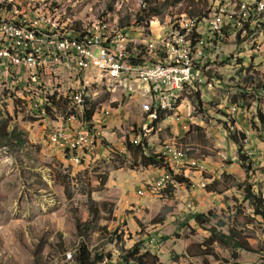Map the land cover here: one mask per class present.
<instances>
[{"label":"rangeland","instance_id":"rangeland-1","mask_svg":"<svg viewBox=\"0 0 264 264\" xmlns=\"http://www.w3.org/2000/svg\"><path fill=\"white\" fill-rule=\"evenodd\" d=\"M162 1L64 0L67 6L64 15L75 18L70 31L86 32L94 23L105 20L111 25V32H120L121 20L132 24L142 7L148 11ZM14 3L31 10L53 0H14ZM213 8L214 1L182 0L160 10L158 17H146L141 26L125 30L129 45L125 42L123 45L132 57L136 56L135 61L149 60L153 53L144 54L149 53L145 47L148 39L156 37L157 32H168L175 24L181 25L183 20H197L194 24L209 20L215 14ZM188 9L194 11L186 13ZM258 25H252L253 34L240 46L242 65L248 61V53L259 55L258 40L264 38V23L260 21ZM190 40L194 43L195 35ZM221 41L220 48L214 51L212 40L208 39V48L205 44V49L196 56L212 66H220L222 60L225 69H216V76L196 71L201 74V83L196 80L197 84L178 91L177 110L173 107L167 113L163 111L165 115L154 129L151 125L155 112L154 115L149 112L156 111L159 101L153 100L155 95L148 85L127 81L140 79L122 77L114 81L99 72L102 80L95 76L97 73L88 75L87 87L82 78L87 95L85 104L94 105L99 113L91 124V129L98 133L93 149L90 145L67 151L51 143L48 136L55 126L53 114L42 118L32 103L39 111L55 109L56 101L49 104L50 96L43 99V89H49L48 85L27 82L15 87L8 84L10 78L0 76V129L4 130L0 131V264H70L71 253L78 244L76 223L87 219L90 201L99 209L98 221L87 238L92 252L115 254L117 245L109 241L107 233L117 228L124 234L126 247L141 241L143 249L162 264H264V224L260 218L253 220L250 210L234 213L247 205L242 202L246 184H251L254 192H260L264 198V126L257 118L259 113L264 118V95L257 97L256 92L244 93L230 86L231 79L239 82L245 76L231 54L239 52V43ZM136 47L140 54L132 53L131 48ZM94 55L98 56V51ZM248 64L247 67L253 63ZM257 73L253 75H264L263 70ZM112 82L114 88L110 87ZM205 85L211 88L210 92H203ZM195 93H199L198 101L202 104L193 98ZM239 106L244 107L246 114L235 121L227 110ZM65 113L66 109L60 107L63 121L71 115ZM80 120L81 117L77 122ZM182 124L189 125V130H183ZM245 130L250 142L246 145L243 140L242 147L252 169L248 176L238 162L240 140L235 143L229 139V133L241 136ZM4 133L7 137L2 136ZM125 142L147 145L156 153H161L165 144L179 150L195 162L187 173L185 163L174 170L187 183L177 185L170 175L169 185L173 189L150 188L145 180L154 175L148 171L153 168H132ZM142 187L147 192L139 198L136 190ZM194 213H211L215 219L199 227L190 217ZM218 221L224 225L220 226ZM231 225H236L242 236L248 238L255 253L239 252L236 261L222 263L207 255L204 241L210 236V228L227 233ZM211 250L219 259H230V250L217 243Z\"/></svg>","mask_w":264,"mask_h":264},{"label":"built area","instance_id":"built-area-1","mask_svg":"<svg viewBox=\"0 0 264 264\" xmlns=\"http://www.w3.org/2000/svg\"><path fill=\"white\" fill-rule=\"evenodd\" d=\"M214 1L213 12L218 13V20H205L200 24H190L186 22L183 25V33L175 34V29H170V32H157L156 37L148 39L145 45L149 51L155 47H165L166 34H174L175 42L184 41V36L195 35V42L190 44V50L183 55H194L193 45L196 41L207 43L206 26H215L219 31V40L238 41L239 52L231 53L234 55V60H238L241 64L240 46L248 37L252 25H258V22L263 20L258 0H210ZM58 7L57 14V29H49L45 25V15L48 14V8ZM236 11L237 19L223 20V12ZM67 13L64 0L53 1L45 7H39L37 12H30L26 7L20 6L17 11L11 14L0 13V31L10 33V40L4 44H0V56L2 57V65L0 68V76H8L9 69H12V61L23 63L27 75L31 76V80L39 81V76H35V69L42 59H49L50 53H61V51H72V59H68V70H61V66L57 68V77H48L49 89H43V99H46L50 92L66 93V86L70 83H80V75H93L100 71H91V63H102V68H109L114 71L116 77L126 76L131 77V72H140L141 80H134L142 85H148V90L151 92V87H159V94L162 95L168 89H182L184 82H193L196 71H207V74L216 76V69H225L220 60V66H212L202 62V58H197V66L189 67L188 64H176L172 62H161L152 65H144L129 57L118 56V49H123V42L126 39L125 33L120 32H95L101 34V41H93L83 37H74L68 34L65 29H62V21L64 14ZM129 31V29H128ZM9 48L22 49V56H10ZM32 50L43 51V58H32ZM259 59H256L251 64V71L258 74L257 71H264V41H260ZM98 51L97 61H90V54ZM226 52V51H225ZM73 60H81V67H73ZM116 67H124V74H116ZM163 70H173V77L170 81H162ZM151 71H159L158 79H151ZM204 83V80L203 82ZM8 84H13L15 87L18 83L9 80ZM197 84V83H195ZM210 92L211 88L205 85L203 92ZM195 92V91H193ZM97 92H95L96 94ZM200 97V95H199ZM85 95H70L67 94V101H56V107L53 110L39 111L37 105L33 107L37 114L45 118V114H53L55 126L49 133V139H56V146H72L81 142H89L91 149L96 147L92 144V137H97L96 130L91 129L84 122L63 121V115L60 114V107L69 106L70 104H83ZM227 112H231L234 120L245 117L244 107L230 108ZM106 115L107 112L104 111ZM99 116V114H98ZM72 123H80V131L83 132V139H76V133H72ZM183 130H189L187 124H182ZM243 140L246 145L249 144L248 132L245 130ZM161 154L165 157L170 171L174 175V170L178 168L180 163H191V168L195 166V162L182 157L179 150L172 148L169 144H165ZM187 173V172H186ZM171 173L164 171L155 183L167 181V176ZM146 190H140L137 195L144 197Z\"/></svg>","mask_w":264,"mask_h":264},{"label":"trees","instance_id":"trees-1","mask_svg":"<svg viewBox=\"0 0 264 264\" xmlns=\"http://www.w3.org/2000/svg\"><path fill=\"white\" fill-rule=\"evenodd\" d=\"M181 1L182 0H164L162 2H156L155 4L150 6L148 11L145 7H142V10L138 12L139 16L136 18V21L134 23L128 24L126 20H124V22L123 20H121L118 25V28L119 30L121 29L125 31L135 25L141 26L146 17H151V19L153 17H158L160 10L168 6H174L180 3ZM193 11L194 9H188L186 13H192ZM150 20L145 26L147 29H149L150 27ZM216 40L222 42L218 39V36H216ZM213 44L217 45L215 42ZM239 67L241 69L240 72L244 73L245 76L239 82H232L233 79H231L230 86L236 87L239 91H244V93H249L250 91L256 92L257 97L264 95V75L254 76L251 71V66H243L242 61ZM193 98H196L198 104H202L200 101H198L199 93H195ZM53 103L54 102L50 101L49 104ZM44 105L46 108H48V104L46 102ZM97 112L98 111L94 107V105L89 107L88 105H84V112L81 116L80 121L88 124L89 127H91L90 124L92 123L93 117L96 115ZM153 113L154 110L149 112V115H154ZM164 115L165 114L162 112H157L155 114V118L152 122L151 128H156L159 122L162 121ZM257 118L259 123L264 126V118L262 114L259 113ZM0 131L1 133L2 131H4L3 127L0 129ZM239 135L240 133H229V139L235 143H238V141L240 140V156L238 162L240 164L241 169H243L246 175L248 176V174L252 172L250 158L243 152L242 141L244 134H241V136ZM2 136L7 137V134L4 133L2 134ZM238 136L241 138H239ZM16 137L19 144L22 143V139L19 138L20 135L18 134L16 135ZM124 147L126 151L131 154L129 161L131 163L132 168L162 169L171 173L172 179L175 184L181 185L187 183L186 178L172 174V171H170L165 157L161 153L153 152L149 149L147 145L140 143L131 144L129 142H125ZM169 187L170 189H173L172 186ZM243 193L244 195L242 198V202H246L247 205L244 208L236 209L234 212L235 215L241 213L242 209L250 210L253 217L252 219L254 220L255 218H260L261 222L264 224V198L262 197L261 193H255L251 184H246L244 186ZM98 216L99 209L95 207V204L92 201H90L89 207L87 209V219L82 223L78 221L76 223V236L78 238V244L74 251L71 253L69 261L70 264H162L155 255L143 249V243L141 241L134 242L129 247H126L124 234L117 228L111 234L107 233L109 241L117 245V248L115 249V254L113 252L104 253L103 250L92 252V250H90L88 246L87 238L88 232L96 225L98 221ZM190 217L192 218L194 223L197 224L199 227H203L204 225L208 224L211 219H215V217L211 213H194ZM218 224L220 226L224 225L222 222L219 221ZM208 232L210 236L204 241V245L208 249L207 255L216 258V261H221L222 263H229L230 261H236L238 259L239 252L255 253V250L247 241L248 238L242 236L241 230L236 225H231L228 228L227 233L217 231L215 228H210ZM128 239H130V234L128 235ZM214 243H217L221 248L230 250V259H219L217 254H215L213 250H211L212 245Z\"/></svg>","mask_w":264,"mask_h":264},{"label":"bare ground","instance_id":"bare-ground-1","mask_svg":"<svg viewBox=\"0 0 264 264\" xmlns=\"http://www.w3.org/2000/svg\"><path fill=\"white\" fill-rule=\"evenodd\" d=\"M50 1V0H49ZM55 1V0H53ZM17 2V1H16ZM48 4H43L40 7H45ZM21 6V5H20ZM258 6H260V12H262V18H264V0H258ZM67 7V6H66ZM19 8V5L17 6L16 3H14V0H0V13L2 14H11V12L17 11ZM38 8H31L30 12H37ZM57 14H58V7H51L48 8V14L45 15V25H47V28L49 29H57ZM72 16V15H71ZM67 17L64 15L63 21H62V29H65L69 35L74 37H83L87 39H93V41H101V34H95V32H111V25L109 22L105 20L98 21L92 25V28L88 29L86 32H80L73 30L70 31L69 28L72 26L70 23L74 22L75 18ZM212 16V15H211ZM207 17V16H206ZM237 17V12H223V18L226 19H237L233 18ZM209 20H218V13L213 14V17L209 18ZM224 20V19H223ZM205 21V20H204ZM185 20H183V23L180 25V23L173 25L170 29H175V34H182L183 33V25H186ZM197 22V20H190L188 23L194 24ZM261 22L264 23V19L261 20ZM69 23V25H67ZM262 24V23H261ZM257 26V25H256ZM259 26V25H258ZM261 27V26H260ZM207 30L213 35L218 36L219 39V31L215 26H206ZM86 29V28H85ZM84 29V30H85ZM170 29L168 32H170ZM83 30V31H84ZM253 31V29H252ZM192 35H186L184 36V41L181 42H175V36L174 34H166L165 36V47H155L152 50L156 49H163L167 62H174L176 64H188L189 67H194V58L196 56L194 55H183V53H188L190 50V44L193 43L192 40L189 41V38ZM10 40V33H4L0 31V44H4L5 42H8ZM125 45H129L127 41H124ZM132 53L134 54H140L141 51L139 47L131 48ZM148 49V48H146ZM143 50V49H142ZM204 50L203 41H197L196 45H193V53L195 55L202 53ZM131 52L127 49V46L123 45V49H118V56L123 57H129L132 59H136V56H131ZM9 55L10 56H22V49L17 48H9ZM32 58H43V51L39 50H32ZM68 59H72V51H61V53H50L49 59H42L39 61L38 67L35 69V76H39V81H33L31 80V76L27 75L25 69H23V63H20L19 61H12V69H9L8 76L6 78H10L11 80L15 81V83L26 85L27 82L34 83L35 85H48V77H57V68L61 66V70H68V62H66ZM90 61H97V56L94 54H90ZM137 61V60H136ZM138 62V61H137ZM164 62V61H163ZM144 65H152L155 63H161V62H151L148 60H144V62H140ZM2 65V57L0 56V68ZM73 67H81V60H73ZM91 69H95L97 71H100L102 76L106 79H122L126 78H138L141 80V73L140 72H131V77L126 76H119L116 77L114 74V71H111L109 68H102V63H91ZM116 74H124V67H116ZM81 77L80 75V83H72L70 86L69 84L66 87L67 93H61V92H50L48 96H50L51 101H67V94L70 95H85V98L83 100V104H70L69 106H63L66 109L65 119L67 121H73V116H75V121L79 119L83 115L84 112V105L87 99V95L85 93V87L81 85ZM173 77V70H163L162 72V81H170V79ZM159 78V71H151V79H158ZM125 80V79H124ZM197 80V72L194 74V81ZM42 83V84H41ZM201 83V80L198 81V84ZM193 82H184L182 84V89H179L176 91V89H168L164 92L163 98L162 95L159 94V87H151V91L155 95V99L159 101L160 105L155 108L156 111L155 114L160 110V112L163 111H170L171 108H177L176 103L178 102V99L180 98L176 96V93L180 90L182 92L189 88ZM42 85V86H43ZM40 86V87H42ZM38 87V86H37ZM47 87V86H46ZM114 88V87H113ZM64 94V95H63ZM166 111V113H167ZM165 113V112H164ZM68 117V118H67ZM80 131V123H72V133H76V139H83V132ZM97 137H92V144H94ZM99 139V138H98ZM51 143L56 145V139H51ZM91 144L89 142H81L78 144H72V146H59L67 151H77L85 146H90ZM58 147V148H59ZM84 149V148H82ZM182 157L183 154H182ZM186 170L185 173L188 172V170L191 169V163H185ZM184 174V172H183ZM175 175V174H174ZM177 175V174H176ZM182 176V175H181ZM169 182H170V175L167 176V181H162L161 183H155L151 185L149 184L150 188H154L156 190H164L169 188Z\"/></svg>","mask_w":264,"mask_h":264},{"label":"crops","instance_id":"crops-1","mask_svg":"<svg viewBox=\"0 0 264 264\" xmlns=\"http://www.w3.org/2000/svg\"><path fill=\"white\" fill-rule=\"evenodd\" d=\"M229 12H236V11H229ZM206 33H207V40L209 39V42L212 40V42H211V44H212V47L214 46L215 48H214V51H217L216 50V48H220V44H222L223 42H220V41H218V40H216V37L215 36H213L210 32H209V30H207V28H206ZM253 34V32H251L250 31V33L249 34ZM259 43H260V41H264V38L263 37H261V38H259ZM216 43L217 45H214L213 43ZM206 46H207V48H208V43H206ZM148 51H149V49H148ZM153 53V55L151 56V58L148 60V61H151V62H153V61H155V62H167L168 60H167V58H166V54H165V52H164V50L163 49H156V50H152V51H149V53H144V54H147L146 56H150V54H152ZM144 54H143V57H142V59H144ZM256 59H259V55H254V54H252V53H248V61L247 62H244L243 63V66H247V65H249L248 63H250V62H252V63H254L255 62V60ZM145 60H147V59H145ZM244 61H245V58L243 59ZM91 71H96V70H92L91 69ZM200 75L201 74H199V72H197V80H199L200 79ZM87 76L88 75H82V77H81V79L83 78V82H85L86 84H87ZM92 76V75H91ZM95 76H98V77H100V74L99 73H97V75H95ZM100 79L102 80V78L100 77ZM119 81H121V80H119ZM119 81H117V82H119ZM123 81V80H122ZM127 81H134V80H127ZM127 81H124V82H127ZM116 82V83H117ZM70 86L72 85V83H70L69 84ZM84 86V85H83ZM115 86V82H112V85H110V87L111 88H113ZM85 87V86H84ZM87 87H88V84H87ZM148 87V86H147ZM153 100H154V96H153ZM156 106V105H155ZM176 110H177V108H176ZM98 112L96 113V117H99L98 116ZM94 116V117H95ZM93 122V121H92ZM189 126V125H188ZM162 152V151H161ZM149 169V168H148ZM149 171V173H151V172H153L154 173V175L153 176H151V177H148V178H146L147 180H145V184L146 185H149L150 183H153L154 182V180L155 179H157L165 170H162V169H155V168H153V169H149L148 170ZM173 185V184H172ZM140 190H143V187L142 188H139L138 190H136V195H137V192L138 191H140ZM151 192V191H150ZM152 193V192H151ZM137 197H139V198H142V197H140V196H138L137 195ZM126 202V201H125ZM124 202V203H125Z\"/></svg>","mask_w":264,"mask_h":264}]
</instances>
